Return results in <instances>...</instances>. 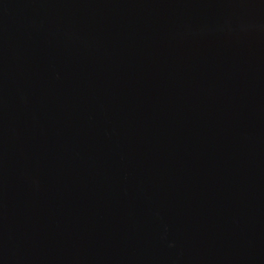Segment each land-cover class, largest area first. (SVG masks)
<instances>
[{"label": "water", "instance_id": "95a60500", "mask_svg": "<svg viewBox=\"0 0 264 264\" xmlns=\"http://www.w3.org/2000/svg\"><path fill=\"white\" fill-rule=\"evenodd\" d=\"M0 264H264V0H0Z\"/></svg>", "mask_w": 264, "mask_h": 264}]
</instances>
